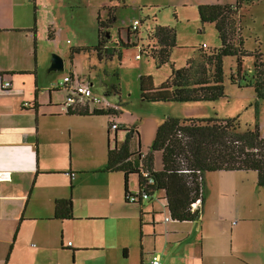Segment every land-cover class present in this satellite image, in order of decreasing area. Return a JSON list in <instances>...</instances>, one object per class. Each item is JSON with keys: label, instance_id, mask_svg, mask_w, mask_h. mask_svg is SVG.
I'll use <instances>...</instances> for the list:
<instances>
[{"label": "crops", "instance_id": "0c3cea01", "mask_svg": "<svg viewBox=\"0 0 264 264\" xmlns=\"http://www.w3.org/2000/svg\"><path fill=\"white\" fill-rule=\"evenodd\" d=\"M65 3L0 0V264H151L154 257L161 264H264V187L257 173L209 172L195 220L171 218L163 191L157 192L169 221L156 215L152 200L126 202L124 172L103 170L108 150L123 141L117 129L102 115L68 113L52 95L59 83L39 87L40 44L58 52V8ZM161 168L154 156V169ZM131 176L137 187L128 189L136 192L139 176ZM69 198L72 218H57L56 201ZM138 218L140 240L125 238V224L136 231Z\"/></svg>", "mask_w": 264, "mask_h": 264}, {"label": "rangeland", "instance_id": "374dc122", "mask_svg": "<svg viewBox=\"0 0 264 264\" xmlns=\"http://www.w3.org/2000/svg\"><path fill=\"white\" fill-rule=\"evenodd\" d=\"M235 2L236 0H67L63 7L58 8L59 25L56 27L61 29L57 32L55 40L59 46L58 52L48 53L47 42L40 44L39 87L46 88L51 83H61L63 77L73 70L75 78L78 74L81 82L91 85L92 99H98H88L84 105H87L90 110L109 107L117 109L116 114L102 115L100 118L109 122V125L111 123V126L116 124L120 127L116 131L118 140L125 139L124 127H137L138 135H133L130 144L132 148H139L145 153H148L155 139L159 124L168 117L225 119L238 116L239 130L243 131L254 127L256 102H258L259 129L264 135V99L257 98L252 86L240 87L237 82H234L232 74H235L237 69V61L234 57L224 59L226 97L217 101L157 103L148 102L141 97V75L150 76L154 86H158L167 81L171 74L170 63L157 67L151 58L140 53V49L147 52L155 47L156 40L149 37L154 25L175 27L177 46L173 48L170 60L175 68H182L203 45L214 48L221 44L215 24L202 23L198 7L206 4H234ZM98 13L104 25L103 29L107 30L105 45L121 48L128 28L133 32L141 33L133 34L131 37L132 41L138 45L122 48L121 58L116 54L113 59L100 60L96 51L93 50L98 42ZM44 14L45 17L51 16L49 13ZM238 16L246 39L245 48L264 49V0H243ZM112 17L116 20L115 22H112ZM134 20L141 22L137 30L131 29L130 26ZM78 46H89L91 49L73 53L72 57V49ZM43 47L46 48L42 52ZM54 54L64 59L63 70L51 69ZM252 66L253 58L246 57L243 63L244 70L248 72ZM44 93L42 98L49 100V94ZM67 94L65 88L56 93L52 92L54 100L60 104L67 100ZM114 133L115 131H112V144L116 143L115 140L113 141ZM105 147H107V140L106 146L105 143L101 145V152ZM90 153L89 144L84 143L83 161L89 160ZM153 154L156 165L159 167L162 162V152L155 151ZM250 173L256 175L254 171ZM208 175L209 172L205 176ZM128 183L131 190L135 191L137 177L131 176ZM159 198V192H155L152 197L144 199L143 204L155 202L156 215L165 218L162 200ZM134 224L135 227L137 225L138 230L130 229L131 224L126 223L127 233L124 236L130 238L137 234L140 240V218L138 221L135 220ZM95 255H101V253H95ZM133 255L134 252L131 251V259ZM82 257L86 258L85 255Z\"/></svg>", "mask_w": 264, "mask_h": 264}, {"label": "trees", "instance_id": "16d2710c", "mask_svg": "<svg viewBox=\"0 0 264 264\" xmlns=\"http://www.w3.org/2000/svg\"><path fill=\"white\" fill-rule=\"evenodd\" d=\"M242 4L243 0H236L234 4L216 3L198 7L202 23L215 24L221 44L214 48L203 45L182 68H175L170 60L172 50L177 46L175 27L154 25L149 37L156 40V45L147 52L140 49V53L151 58L157 67L170 63L171 74L167 81L158 86H154L150 76L141 75L142 99L157 103L214 102L226 97L223 66L226 57H234L237 61L236 73L232 74L234 82L240 87L252 86L257 98L264 99V49L245 48L246 39L238 16ZM97 21L98 42L93 50L100 60L113 59L116 54L121 58L122 48L138 45L131 37L141 33L129 28L121 48L105 45L107 30L103 29L99 13ZM112 22H115L113 17ZM90 49L89 46H78L72 49L71 55L73 57V53ZM248 56L253 58V66L246 72L243 63ZM255 107L254 127L243 131L239 130L238 116L225 119L168 117L159 124L155 139L148 153L143 156L141 152L131 150L130 141L134 134L138 135V128L124 127L125 139L108 150V161L103 170L124 172L127 203L140 205L143 202L142 193H149L150 198L155 192L163 191L165 206L171 218L180 221L195 220L201 207L193 209L192 204L200 196L201 188L202 204L204 203L205 175L208 172L255 171L258 185L264 187V135L260 133L258 124V102ZM67 112L109 115L116 114L118 110L112 107L90 110L87 105H77L74 108L68 107ZM116 129L119 130L120 127L117 125ZM155 151H161L163 155L162 168L157 171L154 169ZM143 171L153 176L152 184H145ZM131 174L139 176L137 192L128 189V177ZM134 193L138 194L135 196L138 200L131 201L129 197ZM72 210L71 198L56 201L57 218H72Z\"/></svg>", "mask_w": 264, "mask_h": 264}, {"label": "built area", "instance_id": "2783aa9c", "mask_svg": "<svg viewBox=\"0 0 264 264\" xmlns=\"http://www.w3.org/2000/svg\"><path fill=\"white\" fill-rule=\"evenodd\" d=\"M131 29L137 30L138 27L140 26V21L139 20H134L131 23ZM12 85V82L9 79H5L2 83L3 88H8ZM58 86L62 89L65 88L67 90V100L62 104L63 108L67 111L68 107L74 108V106L77 105H84L85 102L90 99V100H98V99H92V90H91V85L81 82L78 78H75V76L72 75H65L61 81V83L58 84ZM112 129H116L117 125L113 124L111 126ZM143 177L146 180V185L152 184L154 182L153 176L147 172L143 171L142 173ZM201 194H202V188H201ZM200 196L196 199V201L192 204L193 209L199 208L202 205V198ZM137 193L132 194L129 198L131 201L138 200ZM141 198L148 199L149 198V193L144 192L141 194ZM171 218L166 217L165 220L169 221ZM151 264H161L160 260L158 257H154L151 261Z\"/></svg>", "mask_w": 264, "mask_h": 264}, {"label": "water", "instance_id": "95a60500", "mask_svg": "<svg viewBox=\"0 0 264 264\" xmlns=\"http://www.w3.org/2000/svg\"><path fill=\"white\" fill-rule=\"evenodd\" d=\"M64 59L58 55V54H54L52 56V65H51V69H55V70H63L64 69Z\"/></svg>", "mask_w": 264, "mask_h": 264}]
</instances>
